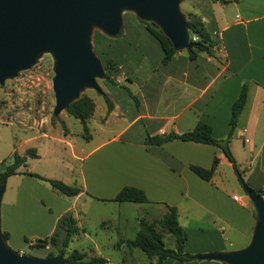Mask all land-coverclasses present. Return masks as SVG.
<instances>
[{
	"label": "crops",
	"instance_id": "crops-1",
	"mask_svg": "<svg viewBox=\"0 0 264 264\" xmlns=\"http://www.w3.org/2000/svg\"><path fill=\"white\" fill-rule=\"evenodd\" d=\"M186 6L188 13L201 17L217 43L211 52H198L194 59L182 49L163 63V49L141 19L131 17L127 27L128 12L123 14L122 41L99 34L103 59L120 70L114 82L102 88L114 107L97 116L95 103L88 121L91 139L80 145L69 142L77 162L71 178L40 174L29 167L27 158L26 166L7 179L0 226L10 234L11 249L34 257L39 249V258L57 255L53 245L37 249L36 244L53 235L59 220L70 212L80 232L68 253L78 250L86 255L85 261L103 258V264H157L156 257L128 247L127 241L136 238L140 217L149 222L161 219L169 207L177 209L187 231L190 258H168L160 264H229L197 256L250 244L256 210L222 150L178 139L161 146L147 145L146 140L191 131L200 121L212 126L215 138H226L233 104L248 82V103L231 150L242 178L264 192V0H186ZM17 149L12 141L0 147V170L12 162ZM38 158L37 154L31 159ZM215 158L219 164L209 181L191 169L192 165L210 169ZM28 172L80 187L82 192L63 195ZM125 186L142 189L148 202L116 201ZM160 232L166 246L176 249L175 236L162 228Z\"/></svg>",
	"mask_w": 264,
	"mask_h": 264
},
{
	"label": "water",
	"instance_id": "water-1",
	"mask_svg": "<svg viewBox=\"0 0 264 264\" xmlns=\"http://www.w3.org/2000/svg\"><path fill=\"white\" fill-rule=\"evenodd\" d=\"M182 0H0V85L31 68L45 53L54 59V114L67 110L86 89L103 93L99 80L106 78L103 61L93 48L99 28L117 36L123 14L157 24L176 50L193 49ZM244 191L256 210L250 244L240 250L199 254V259L229 264H264V197L241 178ZM3 189L0 188V213ZM64 256L36 258L8 247L0 232V264H67Z\"/></svg>",
	"mask_w": 264,
	"mask_h": 264
},
{
	"label": "trees",
	"instance_id": "trees-1",
	"mask_svg": "<svg viewBox=\"0 0 264 264\" xmlns=\"http://www.w3.org/2000/svg\"><path fill=\"white\" fill-rule=\"evenodd\" d=\"M141 22L145 24L148 31L160 43L164 52L163 63L169 62L178 50L174 48L170 39L164 34V32L157 24L144 20H141ZM187 22L190 33L193 37L197 38V40L195 41L194 48L188 50L190 53V57L194 59L198 55V52L201 51L211 52L212 48H214L217 43L213 40L211 34L206 29L201 17L196 14L190 13L189 17L187 18ZM102 61L106 72V78L104 80L107 82H114V78L120 74L118 66L115 65L113 62L107 61L103 58ZM104 96L108 103V111L110 112L114 107L113 103L105 94ZM248 97L249 83L245 82L242 86L238 99L233 104L232 116L230 120L231 129L228 136L224 139L215 138L213 136L212 126L203 121H200L197 126L191 131L182 134L171 133L164 136L148 137L146 140V144L161 146L167 142L178 139L182 141H192L197 143L215 145L222 150L223 154L233 164L237 176L239 177V179H241L242 172L240 171L236 159L231 150V141L235 134L239 117L247 106ZM66 112L82 122V136L87 140H90L92 136L90 134L88 121L95 112V102L93 98L88 95L80 96L76 101L72 102L69 105ZM28 156L37 157L35 149H29L25 155H20L19 153L15 152L13 155L12 162L10 164L3 165L0 170V188L3 189V192L7 184V179L12 175L17 174L18 169L20 167L26 166ZM218 164L219 159L215 158L213 166L210 169H206L196 165H192L191 169L199 177L209 181L212 179L218 167ZM26 174L49 182L54 190L66 196H77L82 192V189L80 187L68 185L58 179L46 178L41 176L40 174L31 172H28ZM247 183L250 186V183ZM254 190L259 195L264 196L263 190ZM115 200L119 202H148L146 193L142 189L133 186L123 187L115 197ZM139 224L140 230L134 240L127 241L128 247L142 249L150 259L156 257L158 261L157 264L162 263L165 259L168 258L177 259L180 261H185L190 258L189 254L187 253L188 234L186 229L179 222L178 211L175 207H169V210L161 219L154 220L152 222H149L145 217H140ZM160 228L165 231L171 232L175 236L178 244L176 249H172L166 246L165 241L163 240L162 233L160 232ZM0 232L3 240L8 245L7 242L10 238V234L6 231H3L1 229V226ZM79 232L80 229L77 224V220L74 218L73 214L70 212L66 213L59 220L57 228L53 235H51L48 239L38 240L36 247L41 248L47 247L48 245H53L58 249V254L55 255L51 253L47 257L64 256L68 259L67 264L105 263L106 260L103 258H92L89 261H85L86 255L78 250H74L71 253H68V248L71 240L75 235L79 234Z\"/></svg>",
	"mask_w": 264,
	"mask_h": 264
},
{
	"label": "rangeland",
	"instance_id": "rangeland-1",
	"mask_svg": "<svg viewBox=\"0 0 264 264\" xmlns=\"http://www.w3.org/2000/svg\"><path fill=\"white\" fill-rule=\"evenodd\" d=\"M186 7V0H182L180 9L188 18L190 13ZM128 16L125 18V24L130 27L131 17L136 18L137 15L128 12ZM101 33H103L101 29L95 28L92 42L95 53L102 60L103 56L99 47ZM103 34L108 38L122 41L121 34L117 36ZM190 37L191 40L196 38L191 33ZM110 47H113V44ZM54 77V59L51 54L45 53L31 68L21 71L16 78L0 85V147L4 149L7 142L12 141L13 146L17 147L18 152L23 155L29 149H35L39 158L31 159L33 157L28 156L29 167L40 174H49L55 178L68 180L72 176L71 167L76 166L77 163L73 159V150L69 142L80 145L87 139L81 135L83 124L79 119L69 115L66 110L59 115L54 114L56 106L53 90ZM106 83L104 79L99 80L103 90ZM82 95H88L94 99L97 116L106 111L108 103L103 94L93 89H86ZM91 145L93 146V143ZM75 152H79L77 146ZM32 255L39 258V249Z\"/></svg>",
	"mask_w": 264,
	"mask_h": 264
},
{
	"label": "built area",
	"instance_id": "built-area-1",
	"mask_svg": "<svg viewBox=\"0 0 264 264\" xmlns=\"http://www.w3.org/2000/svg\"><path fill=\"white\" fill-rule=\"evenodd\" d=\"M193 40L195 41V40H196V38H194ZM235 199H237V200H238V198H237V197H235Z\"/></svg>",
	"mask_w": 264,
	"mask_h": 264
}]
</instances>
